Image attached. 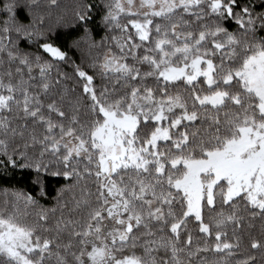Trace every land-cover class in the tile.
Segmentation results:
<instances>
[{
	"label": "snow or ice",
	"instance_id": "6c2138e0",
	"mask_svg": "<svg viewBox=\"0 0 264 264\" xmlns=\"http://www.w3.org/2000/svg\"><path fill=\"white\" fill-rule=\"evenodd\" d=\"M2 184L0 264H264V0H0Z\"/></svg>",
	"mask_w": 264,
	"mask_h": 264
},
{
	"label": "trees",
	"instance_id": "16d2710c",
	"mask_svg": "<svg viewBox=\"0 0 264 264\" xmlns=\"http://www.w3.org/2000/svg\"><path fill=\"white\" fill-rule=\"evenodd\" d=\"M18 2L20 4H23V3H25V0H18ZM65 2H70V0H65ZM21 15H23V13H21ZM75 36H76V33H70L69 34V40L71 38H74ZM63 37H64V33H63V31H61V38L63 39ZM70 54L77 57V58H79V56H80L79 52H72ZM31 180H32L31 176H29L27 174H23V177L21 178V174L17 173V181H13L12 186L22 187L25 190L32 191L33 194H35V192L38 191V189L36 188L35 185H33L31 183ZM45 182L47 184V188H48L50 195L54 196L56 189L62 185L63 180L60 177L48 176L45 178ZM0 186L8 187L9 185L2 184ZM41 203L44 204L46 207H50L52 202H51V200H47V201L42 200Z\"/></svg>",
	"mask_w": 264,
	"mask_h": 264
}]
</instances>
